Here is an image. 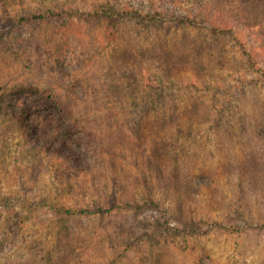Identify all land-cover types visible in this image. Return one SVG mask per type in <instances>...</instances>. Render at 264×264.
Instances as JSON below:
<instances>
[{
  "label": "rangeland",
  "instance_id": "374dc122",
  "mask_svg": "<svg viewBox=\"0 0 264 264\" xmlns=\"http://www.w3.org/2000/svg\"><path fill=\"white\" fill-rule=\"evenodd\" d=\"M106 1L11 0L0 15L88 14ZM117 6L163 19L122 18L117 33L92 16L10 25L0 92L56 86L92 156L79 169L22 153L0 114V195L32 213L20 227L0 204V264L75 251L82 264H264V0Z\"/></svg>",
  "mask_w": 264,
  "mask_h": 264
},
{
  "label": "trees",
  "instance_id": "16d2710c",
  "mask_svg": "<svg viewBox=\"0 0 264 264\" xmlns=\"http://www.w3.org/2000/svg\"><path fill=\"white\" fill-rule=\"evenodd\" d=\"M117 2L118 0H108L104 3H100L99 7H97L94 12H89L88 14H81L74 9L70 11H54L49 9L48 11L40 13L29 12L21 14L14 18H9L8 20H4L3 17H1L2 15H0V48L3 51L5 48L14 51L12 49L13 45L9 41L17 38L18 35H13L12 29H10L12 23L15 25L20 22H24L25 24L35 23L48 25L54 18L62 19L63 15H66L65 19H72L73 16H76L83 21H88L90 18L89 16H92L96 17L98 20L104 21L108 28H111L114 33H117L122 18H137L138 22L144 23L146 27H148L150 21L160 22L163 19L162 16L160 17V13L155 15H143L130 9L122 10L117 6ZM0 4L9 6L11 0H0ZM60 49L63 51L62 47H60ZM15 52H18L17 48ZM60 61L63 63V60ZM131 76L129 83L133 86V90H135L137 77L135 73ZM56 88V86L52 85L44 90H40V88L37 87H25L23 83H15L6 89L4 88L0 92V114L4 112L10 114L7 120L16 128V132L20 134V144L25 146L24 150L21 151L22 153L30 151L32 155L36 156L43 151H51L54 156H57L59 160L62 159L67 162L72 168L77 167L79 169H84V167L89 164L90 160L89 158L86 159V157H88V154L92 156L90 152L92 145H90V142L79 133L78 127L80 125V120L74 119L69 109V101L61 94L59 89ZM118 88V85H114L110 90L112 92H119ZM25 93H29L30 95L34 94L36 97L30 99L25 98ZM30 144L33 146H29ZM144 176L147 175L144 174ZM152 202H154V200H152ZM0 204L4 212L8 215L13 213L16 219H20V227H24L27 222L26 219L32 214L22 203L19 206L20 209L15 211V202L13 203V198L10 195L1 194ZM132 205L138 206L139 202L135 200L131 201L129 206ZM1 213L4 214L3 212ZM72 213L73 211L71 209H65L62 213L64 221H66V217ZM5 238H8L5 234L0 237V245L4 243ZM74 253L66 259L62 257L63 260H60L59 257L52 260V253L47 252L46 255L44 253V256H46V261L44 263L38 259L31 260V258L15 263L47 264L48 261L50 262L49 264H82L83 261H86L83 255L75 256ZM49 257L51 258L49 259ZM13 261H15V259H10L7 264H11Z\"/></svg>",
  "mask_w": 264,
  "mask_h": 264
}]
</instances>
